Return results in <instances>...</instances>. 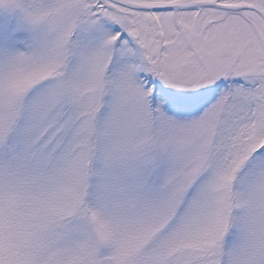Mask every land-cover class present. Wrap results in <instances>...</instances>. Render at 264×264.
<instances>
[{
	"label": "snow or ice",
	"instance_id": "obj_1",
	"mask_svg": "<svg viewBox=\"0 0 264 264\" xmlns=\"http://www.w3.org/2000/svg\"><path fill=\"white\" fill-rule=\"evenodd\" d=\"M0 264H264V0H0Z\"/></svg>",
	"mask_w": 264,
	"mask_h": 264
}]
</instances>
